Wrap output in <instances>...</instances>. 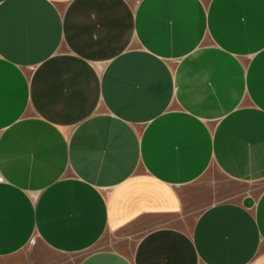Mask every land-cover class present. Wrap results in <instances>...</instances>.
I'll use <instances>...</instances> for the list:
<instances>
[{
    "label": "crops",
    "instance_id": "1",
    "mask_svg": "<svg viewBox=\"0 0 264 264\" xmlns=\"http://www.w3.org/2000/svg\"><path fill=\"white\" fill-rule=\"evenodd\" d=\"M32 241L264 264V0H0V264Z\"/></svg>",
    "mask_w": 264,
    "mask_h": 264
},
{
    "label": "rangeland",
    "instance_id": "2",
    "mask_svg": "<svg viewBox=\"0 0 264 264\" xmlns=\"http://www.w3.org/2000/svg\"><path fill=\"white\" fill-rule=\"evenodd\" d=\"M243 186H235L234 184H228L227 191L230 190H241ZM36 255L41 256L42 258H47L49 261H57V259L61 258L60 255H54L47 249L42 246L37 245V242L32 241L27 244V247L22 249L15 255H10L2 261V264H34L33 257Z\"/></svg>",
    "mask_w": 264,
    "mask_h": 264
}]
</instances>
